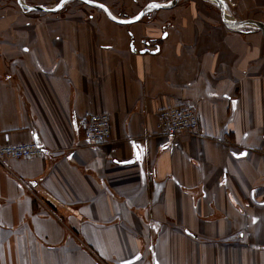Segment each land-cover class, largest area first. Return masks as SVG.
<instances>
[{"label":"crops","instance_id":"obj_1","mask_svg":"<svg viewBox=\"0 0 264 264\" xmlns=\"http://www.w3.org/2000/svg\"><path fill=\"white\" fill-rule=\"evenodd\" d=\"M91 1L119 20L170 2ZM220 1L260 22L228 8L264 0ZM212 2L119 24L0 0V146L45 150L0 159V264H264V37ZM179 106L198 127L170 139L157 114ZM101 113L93 146L80 121Z\"/></svg>","mask_w":264,"mask_h":264},{"label":"built area","instance_id":"obj_2","mask_svg":"<svg viewBox=\"0 0 264 264\" xmlns=\"http://www.w3.org/2000/svg\"><path fill=\"white\" fill-rule=\"evenodd\" d=\"M198 114L191 107H171L157 114L156 130L170 139L181 134L193 133L198 127ZM80 124L88 144L103 145L110 141V120L107 114H91L81 119ZM45 150L36 142L0 146V159L24 160L42 157Z\"/></svg>","mask_w":264,"mask_h":264},{"label":"water","instance_id":"obj_3","mask_svg":"<svg viewBox=\"0 0 264 264\" xmlns=\"http://www.w3.org/2000/svg\"><path fill=\"white\" fill-rule=\"evenodd\" d=\"M16 1H17V4L25 11H30V12L38 11V12L53 13V12L58 11L62 7L63 4H65L67 1H70V0H60V2L53 8H47V7H43L39 5L29 6V5L24 4L22 0H16ZM76 1H80L88 6H93V7H97L101 9L109 19H111L112 21L116 23L130 24V23H134L140 20L141 17L149 10H164V9L172 8L177 3L178 0H171L168 4H157V5H160V7H156V8L150 7L153 4L149 3L134 18L129 19V20H119L115 18L114 16H112L109 9L100 3H97L91 0H76ZM211 1L215 2L218 5L223 24L227 28L239 30L241 27H244V26H254L260 30V32L263 34V37H264V24L263 23L257 22V21L230 22L225 18L224 6L222 2L220 0H211Z\"/></svg>","mask_w":264,"mask_h":264},{"label":"rangeland","instance_id":"obj_4","mask_svg":"<svg viewBox=\"0 0 264 264\" xmlns=\"http://www.w3.org/2000/svg\"><path fill=\"white\" fill-rule=\"evenodd\" d=\"M32 0H26V1H22L24 4L26 3H29V5H38V1L40 0H33V2H31ZM56 2V5L60 2V0H54ZM59 1V2H58ZM99 1V0H98ZM100 1H107V0H100ZM113 3H117L118 0H111ZM119 1H123V0H119ZM125 2L129 1V5H131V2L130 0H124ZM168 1H171V0H168ZM151 3V2H150ZM211 4H214L215 7L217 8V5L215 3H211ZM40 5V4H39ZM52 8V7H50ZM115 8V7H114ZM135 8V9H134ZM142 6H135V7H127V6H122V7H119L120 11H122V13L125 11V10H130L129 14H134L138 9L139 11L141 10ZM228 8V7H227ZM134 9V11H133ZM230 9V13H226L227 14V17L229 18V20H237V19H252V18H256L258 19L260 22H262L264 24V6H256L255 8H249V7H232V8H228ZM76 11V10H79L80 12L82 11H85V13L89 14V13H93L95 12L94 10L95 9H92L91 7H89L88 5L82 3V2H78L76 0H70V1H67L65 4L62 5V7L60 8V10L58 11V13H68V11ZM256 11V12H255ZM97 12V11H96ZM99 14H102L101 11H99ZM78 13V11H77ZM125 13V12H124ZM157 14H161L160 11H147L146 15L144 16V19L143 20H147V16H151V15H157ZM239 30H242V31H248V30H256L259 32V30L256 28V27H252V26H245V27H241Z\"/></svg>","mask_w":264,"mask_h":264},{"label":"flooded vegetation","instance_id":"obj_5","mask_svg":"<svg viewBox=\"0 0 264 264\" xmlns=\"http://www.w3.org/2000/svg\"><path fill=\"white\" fill-rule=\"evenodd\" d=\"M150 44H152V45H151L152 49H156V48H157V43H155V42H146V43L144 42V44H143V45H144V46H143L144 49H145V50L150 49Z\"/></svg>","mask_w":264,"mask_h":264},{"label":"snow or ice","instance_id":"obj_6","mask_svg":"<svg viewBox=\"0 0 264 264\" xmlns=\"http://www.w3.org/2000/svg\"><path fill=\"white\" fill-rule=\"evenodd\" d=\"M150 7H152V8H156V7H160V5L153 4V5H151Z\"/></svg>","mask_w":264,"mask_h":264}]
</instances>
